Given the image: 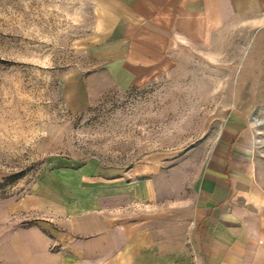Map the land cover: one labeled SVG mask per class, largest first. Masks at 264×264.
Instances as JSON below:
<instances>
[{"label":"rangeland","instance_id":"obj_1","mask_svg":"<svg viewBox=\"0 0 264 264\" xmlns=\"http://www.w3.org/2000/svg\"><path fill=\"white\" fill-rule=\"evenodd\" d=\"M96 10V0H0V248L45 218L13 206L43 168L170 174L178 196L235 109L253 124L264 189V25L237 19L205 46L174 48L163 72L114 83L90 46Z\"/></svg>","mask_w":264,"mask_h":264},{"label":"crops","instance_id":"obj_2","mask_svg":"<svg viewBox=\"0 0 264 264\" xmlns=\"http://www.w3.org/2000/svg\"><path fill=\"white\" fill-rule=\"evenodd\" d=\"M96 8L90 46L114 83L163 72L174 48L205 46L237 19L264 25V0H96ZM243 112L217 122L178 196L170 174L88 180L43 168L13 206L45 218L5 238L0 264H264V189Z\"/></svg>","mask_w":264,"mask_h":264}]
</instances>
